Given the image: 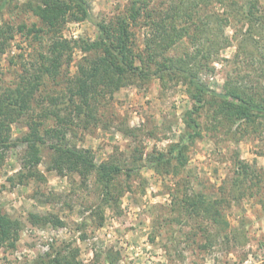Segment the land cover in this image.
I'll list each match as a JSON object with an SVG mask.
<instances>
[{
    "label": "rangeland",
    "instance_id": "rangeland-1",
    "mask_svg": "<svg viewBox=\"0 0 264 264\" xmlns=\"http://www.w3.org/2000/svg\"><path fill=\"white\" fill-rule=\"evenodd\" d=\"M84 1L94 22L112 21L130 3ZM38 2L12 0L0 22L15 30L22 24L43 26L29 8ZM147 3L150 15L131 27L135 65L147 76L128 75L111 96H99L92 117L75 120L66 140L89 150L96 164L122 168L112 183V201L105 204L94 172L83 180L77 173L48 169L46 149L37 167L42 177H22L26 147L18 143L0 157V210L18 222L11 239L0 243V264H48L54 258L77 264H264V120L230 122L207 107L198 115L201 136L189 144L184 170L159 174L146 166L149 155L179 141L184 114L193 106L188 81L177 72L158 78V65L178 63L212 91L237 88L257 100L264 97V0ZM172 24L183 29L182 35L166 47L160 31ZM57 35L68 41L98 39L92 23L70 19ZM50 36L34 41L14 33L0 53V94L28 80L23 71L32 69ZM84 56L94 54L76 48L71 64L63 65L55 79L42 78L30 111L43 123L41 133L56 125L52 101L61 108L67 103L68 82ZM28 132L25 116L11 125L13 139ZM239 161L250 168L235 185ZM128 169L134 170L130 176ZM191 190L224 200L223 231L201 216L186 221L174 209L172 195ZM31 214L51 215L62 224L39 225Z\"/></svg>",
    "mask_w": 264,
    "mask_h": 264
},
{
    "label": "trees",
    "instance_id": "trees-1",
    "mask_svg": "<svg viewBox=\"0 0 264 264\" xmlns=\"http://www.w3.org/2000/svg\"><path fill=\"white\" fill-rule=\"evenodd\" d=\"M12 0H0V15L9 6ZM147 0H130L125 13L115 17L112 21L94 22L88 4L84 0H39L37 5L29 8L33 15L38 17L43 26L36 24L27 26L20 25L17 30L7 24L0 22V53L4 51V45L12 39L14 33L23 34L26 38L34 41L42 39V34H51L45 52L39 55L32 69H25V80L13 89H7L0 94V157L2 154L17 146L18 143L25 145L23 165L25 174L22 177H42L37 170L42 161L43 151L51 152L49 168L59 173H77L83 180L91 173L96 174L98 184L103 188V198L107 205L112 201V183L122 173V168L115 163L96 164L93 154L89 150L79 149L67 144V136L75 120L81 121L82 116L92 117L94 106L99 96L112 95L120 89L128 75H138L144 78L142 69L135 65L136 55L132 48L131 27L147 11ZM68 19L92 23L98 31L96 41H68L58 37L57 33L61 25ZM160 35L167 41L166 47L172 45L182 34L172 24L167 29L162 26ZM171 33V34H170ZM78 48L93 57L84 56L77 67L76 75L68 82V98L63 108L57 100H53V110L56 125L47 128L44 133L40 132L43 123L36 121L30 114L32 99L35 91L41 84L44 76L55 79L63 65L69 66L72 62L73 51ZM29 70H35L29 74ZM177 72L191 88L190 98L193 102L191 110L184 114L185 131L179 141L171 144L166 151L156 152L149 155L146 166L155 169L159 174L178 175L184 170L187 158V150L190 143L201 136V124L198 120L200 112L207 108H213L216 113L221 114L230 122L246 121L252 122L256 119L264 120V97L257 100L256 96L245 94L237 88L225 89L223 92L212 91L197 75L183 70L178 63L170 62L169 65H158V78L164 73ZM29 75L31 78H28ZM65 114H61L64 113ZM27 118L28 133L20 139L11 137V125L22 117ZM239 171L235 179V185L241 183L245 177L249 164L239 161ZM140 168H138L139 170ZM134 170L128 169L127 176ZM215 193L204 194L203 192L191 190L184 192L181 197L173 196V207L188 219L203 217L208 219L219 231L227 226L225 217L221 211L224 201L221 198H213ZM176 197H178L176 199ZM176 201H178L176 203ZM174 211V210H173ZM32 221L36 224H51L54 226L62 223L57 217L37 216L31 214ZM41 224V225H42ZM18 222L12 221L0 210V243L8 242L17 231ZM48 264H77L66 259H49Z\"/></svg>",
    "mask_w": 264,
    "mask_h": 264
}]
</instances>
